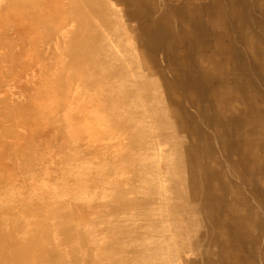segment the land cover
<instances>
[{
	"label": "bare ground",
	"instance_id": "1",
	"mask_svg": "<svg viewBox=\"0 0 264 264\" xmlns=\"http://www.w3.org/2000/svg\"><path fill=\"white\" fill-rule=\"evenodd\" d=\"M83 1L90 7L91 13L99 18L102 27L110 29L106 16L111 11L106 6L107 2ZM119 1L126 6L129 19L137 25L139 46L147 54L150 64L164 78V94L173 103L170 115L173 128L177 130L173 133L180 137L178 149L183 159L180 167L186 175L183 182L165 178L158 183L159 162L170 159L171 163L173 155L166 157L161 150L157 156L152 153L151 146L137 144L146 143L151 131L162 141L167 139L161 127L159 129L155 124L147 126L145 122L150 118L160 119L162 115L153 107L151 83L143 73L138 75L139 64L134 61L131 46L118 37L121 29H114L115 36L103 41L89 18L83 14L85 5H74L70 23L73 30L68 33L72 35L73 49L68 55L75 60L82 52L76 66L86 67L77 70H85L88 85L96 84V90L100 94L103 91L105 105L113 110V117L116 114L120 117L119 128L121 126L122 131L127 132L128 140H131L130 149L135 150L134 154L128 155V160L125 155L122 156L121 162L130 160V164L134 165V175L130 180L137 192L131 197L122 191L114 193L111 213L120 210L129 212L122 220H112V230L103 256L109 259L110 264H132L131 257L140 264L141 260L150 261L159 252L162 253L157 239L166 240L163 232L169 229L170 219L168 204L164 205L166 201L161 198L174 191L180 200L176 199L173 206L180 211L176 212L178 215L181 213L182 222L189 223L190 234H199L198 241L194 240L200 250L207 241L218 247L214 259L219 264H264V251L258 249V233L264 227V192L255 189L248 194L236 183L241 177L246 179L253 176L256 182L264 179V0ZM204 1L208 4L203 5ZM171 19L181 20L180 35L169 33L167 25ZM186 23L189 25L186 26ZM62 40L68 41L66 33ZM179 48L181 54L177 55ZM159 56L163 57L165 66L159 65ZM167 73L171 80L167 78ZM103 82L111 87L103 88ZM209 84L212 89H206L205 85ZM139 96L144 101L142 105L138 104L141 102ZM2 100L1 103L6 99ZM187 104L194 107V114ZM4 133L1 132L0 137L2 134L4 137ZM216 151L220 152L223 160L216 156ZM170 171L173 170L170 168ZM61 173H71L75 182L85 180L74 168L69 171L64 166ZM141 183H146L148 187L141 189ZM64 191L65 196L67 190ZM140 193L148 195L142 198ZM66 201L58 202L64 207ZM51 204L58 205L54 201ZM12 209L5 210L3 216L12 213ZM72 213L78 212L74 210ZM29 214L39 217L35 219L32 231H25L21 223L11 222L10 235L18 239L15 243L19 245H4L2 240L8 237L0 235V264H45L54 258H58L57 264L68 263L69 258H64L59 245L48 237L50 226L42 220L41 211ZM86 233L89 234V231ZM143 237L150 239L142 242ZM75 239L67 237L60 243L70 246L71 255L78 253L81 247ZM82 245L87 251L91 243L84 239ZM204 255L208 257L205 264L214 263L209 250Z\"/></svg>",
	"mask_w": 264,
	"mask_h": 264
},
{
	"label": "rangeland",
	"instance_id": "2",
	"mask_svg": "<svg viewBox=\"0 0 264 264\" xmlns=\"http://www.w3.org/2000/svg\"><path fill=\"white\" fill-rule=\"evenodd\" d=\"M105 1L107 8L111 11L106 16L110 25L108 30L102 27L99 18L91 13L90 7L83 0H64V2L63 0H0V100H7L0 102V125L2 126H0V133L4 131L6 133V129L10 134L12 132L11 135H7V132L4 133L6 136L3 137L2 134L0 137L2 139L0 140V235L8 237L2 240L4 245L9 247L19 245L15 243L18 239L10 235L11 222L21 223L25 231H32L35 227V219L39 217L29 213L40 210L43 215L42 220L50 226L47 232L48 237L55 242V245H59L63 257L69 258L66 264H91L92 262V264H110L109 259L103 256V250L110 238L112 220H122L129 212L120 210L111 213L114 207L113 195L122 191L131 197L137 192L133 186L134 183L130 180L134 175V165L130 164V160L126 163L121 162L122 156L125 155L128 160V155L134 154L135 150L130 149L131 140H128L127 132H123L121 126L119 128L120 117L117 114L115 117L111 115L113 110L105 105L106 100L102 99L103 91L100 94L96 90V84L88 85L84 76L85 70L81 72L77 70L86 67L85 65L76 66L78 58L82 57V52L75 60L70 59L68 55V52L73 49L72 35L68 33L73 30L70 23L74 5H85L83 14L89 18L103 41L115 36L114 29L116 30L117 27L121 29L118 37L131 46L134 61L139 64L138 75L143 73L151 83L153 107L157 108L162 115L160 119L156 117L159 121L150 118L145 122L147 126L155 124L159 129L161 127L162 134H166L167 139L162 141L151 131V136L146 143L137 142V144L143 147L151 146L152 153L157 156L161 150L166 157L169 154L173 155L171 163L170 159L159 162L158 183L165 178L168 180L175 178L183 182L186 175L180 167L183 161L178 149L180 137L173 133L177 131L175 127L173 128V119L170 115L173 103L164 94L166 93L163 90L164 78L158 69L153 67L152 63L150 64L147 54L139 46L137 42L139 30L136 23L129 19L126 6L119 0ZM202 4L208 3L204 1ZM177 20L173 22L171 19L167 27L169 33L180 35L181 20ZM186 24V26L189 25V23ZM65 33L68 41L63 42ZM158 50L160 52L161 48ZM176 53L181 54V48L177 49ZM159 63L164 66L166 64L162 56H159ZM167 74V78L171 80L170 74ZM90 79L92 80L91 76ZM142 81L145 82V78ZM205 86L206 89L213 88L210 84ZM104 87L108 88L111 85L106 86L103 82ZM140 97L141 102L138 104L142 105L144 101ZM13 100L16 101L13 102ZM187 106L194 114V107L189 104ZM19 133H21L20 137ZM216 153V156L223 160L220 152L216 151ZM192 160L193 157H191ZM192 162L195 163L194 160ZM64 166L69 171L76 169L85 180L81 183L75 182L71 173H61ZM170 168L173 171H170ZM13 176H16L15 179ZM252 178L253 176H248L246 179L241 177L235 180L242 191L250 194L252 186L249 184H253ZM231 179L234 181L233 177ZM140 187L146 189L148 185L141 183ZM64 189L67 190L65 196ZM140 195L143 198L148 194L140 193ZM165 196L166 199H161L166 201L164 205L168 204L170 224L169 229L163 232L166 240H161L159 237L157 239L163 252H159L157 257L150 258V261L141 260L140 264H181V262L182 264H205V259L208 257H205L204 253H207V250L213 254V264H219L214 259L215 253L219 250L217 246L204 241L200 250L199 244L195 245L199 234L194 236L190 234L191 228L187 225L189 223L182 222L181 213L178 215L176 212L180 211L173 206L179 197L175 196L174 191L166 193ZM64 199L68 201L64 207H61L58 201ZM53 201L58 205L51 204ZM11 207L13 212L3 216V212ZM71 210L72 212L76 210L78 213H72ZM88 231L89 234L86 233ZM75 234L79 236L74 237ZM258 234L260 238L258 249L263 252L264 229ZM67 237L76 238L75 240L81 245L75 255H71L69 245L60 244L61 241L67 240ZM84 239L91 243L87 251L82 245ZM149 239L143 237L142 242H147ZM57 259L54 258L50 260L51 262L48 260L45 264H57ZM131 263L137 264V261L131 257Z\"/></svg>",
	"mask_w": 264,
	"mask_h": 264
},
{
	"label": "crops",
	"instance_id": "3",
	"mask_svg": "<svg viewBox=\"0 0 264 264\" xmlns=\"http://www.w3.org/2000/svg\"><path fill=\"white\" fill-rule=\"evenodd\" d=\"M253 179V180H252ZM251 180H252V183L253 184H249V185H251L252 186V189L250 190V191H252V190H255V189H257V190H259V191H262V192H264V179L261 181H257L256 182V180H255V178L253 177ZM258 183V184H257ZM260 183V184H259ZM262 187V188H261ZM263 229H264V227H263Z\"/></svg>",
	"mask_w": 264,
	"mask_h": 264
}]
</instances>
